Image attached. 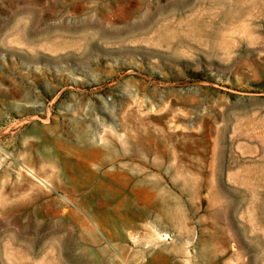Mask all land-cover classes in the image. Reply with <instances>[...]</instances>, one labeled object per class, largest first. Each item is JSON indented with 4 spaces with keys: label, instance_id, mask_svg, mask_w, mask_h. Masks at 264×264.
I'll list each match as a JSON object with an SVG mask.
<instances>
[{
    "label": "rangeland",
    "instance_id": "obj_1",
    "mask_svg": "<svg viewBox=\"0 0 264 264\" xmlns=\"http://www.w3.org/2000/svg\"><path fill=\"white\" fill-rule=\"evenodd\" d=\"M121 257L264 264V0H0V264Z\"/></svg>",
    "mask_w": 264,
    "mask_h": 264
},
{
    "label": "bare ground",
    "instance_id": "obj_2",
    "mask_svg": "<svg viewBox=\"0 0 264 264\" xmlns=\"http://www.w3.org/2000/svg\"><path fill=\"white\" fill-rule=\"evenodd\" d=\"M223 19L224 20H227V16H224L223 17ZM200 29V28H199ZM215 33V32H214ZM215 36V35H214ZM208 37V36H207ZM210 37V36H209ZM212 37V36H211ZM210 37V38H211ZM151 40V39H150ZM210 42V41H209ZM180 43H186V40L185 41H181ZM210 45H211V43H210ZM105 139H107V138H105ZM102 140V139H101ZM103 141V140H102ZM99 152H101V150H99ZM101 157V156H100ZM29 174L30 175H32V177L33 178H35L36 180H38L39 182H41L44 186H46V187H48V189L50 188V189H52V190H54V191H56L57 192V190L55 189V188H53V186L52 185H50L48 182H46L45 180H43V179H41V178H39L38 176H36L34 173H33V171H30L29 170ZM62 198L65 200V201H67V202H70L71 203V200L69 201L65 196H62ZM83 201V200H82ZM73 203V202H72ZM83 204H81V206H82ZM93 221V220H92ZM93 223H95V221L93 222ZM93 231V230H92ZM122 258V260H123V262H125V264H127V262L123 259V257H121Z\"/></svg>",
    "mask_w": 264,
    "mask_h": 264
}]
</instances>
